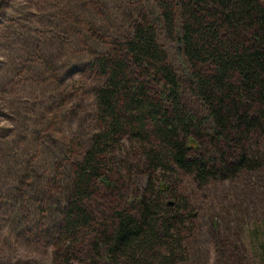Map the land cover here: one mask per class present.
Segmentation results:
<instances>
[{"label":"trees","instance_id":"trees-1","mask_svg":"<svg viewBox=\"0 0 264 264\" xmlns=\"http://www.w3.org/2000/svg\"><path fill=\"white\" fill-rule=\"evenodd\" d=\"M154 10L88 64L101 79L98 132L74 164L51 264H184L197 218L184 181L206 188L264 167V3Z\"/></svg>","mask_w":264,"mask_h":264},{"label":"rangeland","instance_id":"rangeland-1","mask_svg":"<svg viewBox=\"0 0 264 264\" xmlns=\"http://www.w3.org/2000/svg\"><path fill=\"white\" fill-rule=\"evenodd\" d=\"M155 1L0 0V264H51L74 164L98 132L88 64ZM164 46L183 71L180 47ZM182 195L197 216L184 264H264V167L206 188L185 180Z\"/></svg>","mask_w":264,"mask_h":264}]
</instances>
